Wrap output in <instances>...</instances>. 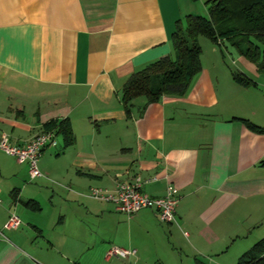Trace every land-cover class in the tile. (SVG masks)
<instances>
[{"label":"crops","instance_id":"0c3cea01","mask_svg":"<svg viewBox=\"0 0 264 264\" xmlns=\"http://www.w3.org/2000/svg\"><path fill=\"white\" fill-rule=\"evenodd\" d=\"M207 1L0 0V135L24 145L67 118L75 137L67 146L53 129L35 179L0 150V264H233L264 238V133L244 121L264 127V72L201 39L184 95H139L130 114L121 100L134 72L175 57L177 20ZM136 175L156 178L143 183L152 196L176 188L174 222L90 195ZM12 213L22 223L6 228ZM112 245L136 253L107 259Z\"/></svg>","mask_w":264,"mask_h":264},{"label":"trees","instance_id":"16d2710c","mask_svg":"<svg viewBox=\"0 0 264 264\" xmlns=\"http://www.w3.org/2000/svg\"><path fill=\"white\" fill-rule=\"evenodd\" d=\"M206 3L208 17L187 14L184 20H177L170 40L175 57L163 55L126 80L121 100L128 114L132 101L139 95L151 103L160 100L165 93L184 95L188 91L192 78L202 69V45L198 42L201 35L218 44L230 40L237 53L250 59L259 72H264V0H209ZM233 78L245 86L255 82L237 70H234ZM244 121L250 129L264 133V127L246 118ZM46 127L60 134L65 145L74 143L72 126L67 118L58 122L52 120ZM261 164L264 165V160ZM236 264H264V238L240 255Z\"/></svg>","mask_w":264,"mask_h":264},{"label":"built area","instance_id":"2783aa9c","mask_svg":"<svg viewBox=\"0 0 264 264\" xmlns=\"http://www.w3.org/2000/svg\"><path fill=\"white\" fill-rule=\"evenodd\" d=\"M54 130H46L35 135L30 141L24 145H16L12 143L7 134L0 135V150L12 156H16L19 162H26L29 165V175L32 179L40 177L42 174L39 168V158L48 146L58 145V141L54 135ZM155 177H142L136 175L129 180H118L115 190L108 188L94 187L90 189L91 197L96 199L112 201L116 204V210L132 215L139 212L144 207L158 211L161 222H174L176 219L177 209L180 196L174 186L169 185L166 194L161 196H152L143 189V183L155 180ZM22 223L21 218L17 214H11L5 223L6 228L17 227ZM106 258L123 257L124 259L133 256L136 249L123 248L122 246L112 245L106 250Z\"/></svg>","mask_w":264,"mask_h":264},{"label":"rangeland","instance_id":"374dc122","mask_svg":"<svg viewBox=\"0 0 264 264\" xmlns=\"http://www.w3.org/2000/svg\"><path fill=\"white\" fill-rule=\"evenodd\" d=\"M200 14H202L203 16H206V17H208V12H206V13H200ZM200 14H198V15H200ZM201 39H204V40H206V39H208V38H206V37H204V35H201V37H199V41L201 42ZM198 41V42H199ZM226 45H228L229 47H230V53H232L233 55H234V57H238L239 56V54L237 53V49L235 48V46L234 45H232V43H231V41L230 40H227L226 41ZM260 47L262 48L263 47V45L262 44H260ZM241 54V53H240ZM250 60V59H249ZM251 61V60H250ZM229 64H230V62H229ZM232 68L233 69H236V66H234V64H232ZM54 148H52L51 149V151L53 150ZM39 168L41 169V167H40V165H39ZM41 171H42V169H41ZM43 172V171H42ZM47 185H49V186H47L49 189H53V188H60L58 185H60L59 184V182H56V180L55 179H49V181H47ZM237 263V260L235 261L234 260V262H233V264H236Z\"/></svg>","mask_w":264,"mask_h":264}]
</instances>
